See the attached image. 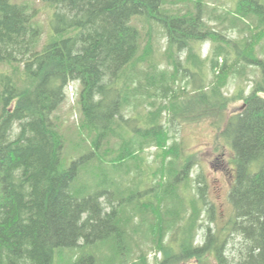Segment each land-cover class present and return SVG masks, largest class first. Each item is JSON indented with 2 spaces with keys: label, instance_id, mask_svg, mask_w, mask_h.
Listing matches in <instances>:
<instances>
[{
  "label": "trees",
  "instance_id": "1",
  "mask_svg": "<svg viewBox=\"0 0 264 264\" xmlns=\"http://www.w3.org/2000/svg\"><path fill=\"white\" fill-rule=\"evenodd\" d=\"M40 1L41 45L33 8L0 0V264H60L83 247L64 264H264V0L229 14L205 0ZM244 64L260 78L227 96ZM72 82L79 156L67 164L57 113ZM206 120L233 153L224 221L170 136ZM152 148L155 168L142 167Z\"/></svg>",
  "mask_w": 264,
  "mask_h": 264
},
{
  "label": "rangeland",
  "instance_id": "2",
  "mask_svg": "<svg viewBox=\"0 0 264 264\" xmlns=\"http://www.w3.org/2000/svg\"><path fill=\"white\" fill-rule=\"evenodd\" d=\"M17 3H25L29 7H32L35 11L36 17L34 18L40 27V36H39V45L43 42L47 41V39L51 36L49 29V19L51 15V6L47 3H44L40 0H12ZM209 7H215L217 10L221 11V13L228 12L234 8V0H205ZM181 4H188L187 2L177 1ZM180 4V5H181ZM50 16V17H49ZM216 22H213V24ZM139 27V26H138ZM158 29V28H157ZM228 34H232V30L228 31ZM159 45L163 46V49L166 45V40L164 43H159ZM260 48L258 47L256 51ZM180 57H183V53L180 54ZM264 58V56H262ZM163 64V63H161ZM245 65V64H244ZM245 70L241 72L240 78L233 77L230 79L229 85L225 88V94L227 96L237 95L241 90H243V94L247 95L251 91V87L253 85V81L258 80L261 76L259 70L257 68L252 67L250 65H245ZM10 70V67L4 64H0V73L6 72ZM79 91V86L77 83L72 82L68 85L66 91V98L63 102L62 106L58 109L57 117L58 122L60 123V129L64 138V149L63 156L67 159V164L72 158H77V154L79 152L73 151L72 142L76 140L77 137V121L79 114L77 112L76 98ZM242 105V101H236L229 104L227 108V114L235 112ZM175 126H172L170 131V136L178 141H181L184 154L187 157H190L191 164V177H195L196 174H201L203 179L205 180L206 192L211 201L214 202L217 214L220 217L221 221L228 219L232 214V206L228 199V192L230 185L233 180L234 174V163H233V153L231 148L225 145L223 139L219 136L218 130L211 124L209 121H202L199 123H174ZM224 124L221 125V128ZM171 141V139L169 140ZM154 148L151 150H145L140 157L139 160L142 163V167H149L154 169L156 164L153 163L154 157ZM77 156V157H76ZM140 163V164H141ZM148 169L144 170V174H146V178L148 175ZM150 172V171H149ZM136 173H139L136 169L131 171V176ZM84 180V175L81 178ZM194 184V182H193ZM149 185V184H148ZM147 185V186H148ZM146 186V187H147ZM142 189V188H141ZM140 189V190H141ZM145 196V195H144ZM143 196V201H146L149 195ZM152 199V195L150 196ZM141 201L140 203H145ZM139 215V213H136ZM135 224L139 222V218L135 217ZM152 220L150 216L148 221ZM139 236L135 235V239L138 243H145L142 249L147 250L148 261H155L159 259L160 254L158 253V249H149L147 248L150 245V240L146 238L147 229L143 228L140 231ZM136 241V242H137ZM148 246H147V245ZM108 247L100 248V251H106ZM66 250V254L62 257L67 258L69 252H73L74 255H79L82 251L84 252V247L82 249H64ZM62 257L58 260L60 264H64L66 259H62Z\"/></svg>",
  "mask_w": 264,
  "mask_h": 264
}]
</instances>
